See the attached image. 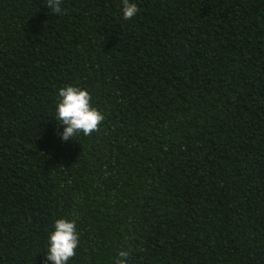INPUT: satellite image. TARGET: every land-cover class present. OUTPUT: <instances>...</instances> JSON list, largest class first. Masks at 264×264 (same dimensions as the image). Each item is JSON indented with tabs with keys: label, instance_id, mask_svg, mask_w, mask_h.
<instances>
[{
	"label": "trees",
	"instance_id": "1",
	"mask_svg": "<svg viewBox=\"0 0 264 264\" xmlns=\"http://www.w3.org/2000/svg\"><path fill=\"white\" fill-rule=\"evenodd\" d=\"M0 0V264H264V0ZM105 117L64 142L59 90Z\"/></svg>",
	"mask_w": 264,
	"mask_h": 264
},
{
	"label": "clouds",
	"instance_id": "2",
	"mask_svg": "<svg viewBox=\"0 0 264 264\" xmlns=\"http://www.w3.org/2000/svg\"><path fill=\"white\" fill-rule=\"evenodd\" d=\"M63 0H47V8L55 14H61ZM140 9L135 3L123 0L122 15L124 20H131ZM59 101L56 106L55 120L60 126H64L63 132H59L60 139L64 142L74 141V137L83 135L90 137L99 131L100 124L104 121V115L91 101L89 91L79 87L67 86L59 90ZM80 245V234L77 230V220L66 218L57 219L54 223V231L49 234L47 252L44 254L46 262L51 264H69V261L77 255ZM130 250H121L115 264H128Z\"/></svg>",
	"mask_w": 264,
	"mask_h": 264
}]
</instances>
